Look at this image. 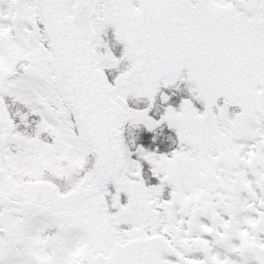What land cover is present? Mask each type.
Wrapping results in <instances>:
<instances>
[{
	"label": "snow or ice",
	"instance_id": "snow-or-ice-1",
	"mask_svg": "<svg viewBox=\"0 0 264 264\" xmlns=\"http://www.w3.org/2000/svg\"><path fill=\"white\" fill-rule=\"evenodd\" d=\"M0 264H264V0H0Z\"/></svg>",
	"mask_w": 264,
	"mask_h": 264
}]
</instances>
